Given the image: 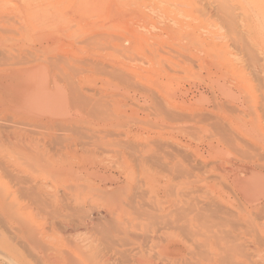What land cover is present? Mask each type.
I'll use <instances>...</instances> for the list:
<instances>
[{
  "label": "rangeland",
  "instance_id": "obj_1",
  "mask_svg": "<svg viewBox=\"0 0 264 264\" xmlns=\"http://www.w3.org/2000/svg\"><path fill=\"white\" fill-rule=\"evenodd\" d=\"M0 83V264H264V0H0Z\"/></svg>",
  "mask_w": 264,
  "mask_h": 264
},
{
  "label": "bare ground",
  "instance_id": "obj_2",
  "mask_svg": "<svg viewBox=\"0 0 264 264\" xmlns=\"http://www.w3.org/2000/svg\"><path fill=\"white\" fill-rule=\"evenodd\" d=\"M56 60V59H55ZM57 60H59V59H57ZM66 60V59H65ZM57 62V61H56ZM60 62V61H59ZM63 62H64V60H63ZM57 64V63H56ZM51 65V64H50ZM55 65V64H54ZM89 65V64H88ZM53 66V65H52ZM70 67V66H69ZM72 67V66H71ZM67 69V68H66ZM71 69V68H70ZM30 75H31V73H30ZM27 76V75H26ZM35 76V75H34ZM26 78H29V77H26ZM31 78V77H30ZM11 81V80H10ZM17 81H19V79L17 80ZM27 82V81H26ZM1 84V83H0ZM3 84H1V86H2ZM16 85V84H15ZM21 86H23L22 84H20ZM26 85V84H25ZM20 86V87H21ZM9 87H11V86H9ZM15 87V86H14ZM13 87V88H14ZM1 88V87H0ZM16 88H17V86H16ZM23 88H25V87H23ZM73 88V87H72ZM15 89V88H14ZM20 90H21V88H19ZM27 89V88H26ZM30 89V88H29ZM17 90V89H16ZM25 90V89H24ZM75 90V89H74ZM1 91L2 92H4V88L3 89H1ZM19 91V90H18ZM73 91V90H72ZM75 91H77V90H75ZM15 92H17V91H15ZM74 92V91H73ZM70 93V92H69ZM72 94V93H71ZM68 97H69V95H67ZM72 96H73V94H72ZM74 97V96H73ZM78 98V97H77ZM76 98V99H77ZM69 102V101H68ZM70 102H72V101H70ZM83 102H84V100H83ZM73 103V102H72ZM69 104V103H68ZM70 105V104H69ZM73 106L75 105V103L74 104H72ZM71 105V106H72ZM82 105V104H81ZM84 105V104H83ZM82 105V106H83ZM47 106V107H46ZM78 107H80V105H77ZM39 107L41 108V106L39 105ZM45 109H44V107H42V111H45L46 113L45 114H43V115H46V117H49L51 114H57L58 113V111L57 110H55V109H52L51 107H52V105H50V104H48V103H46L45 104ZM75 108V107H74ZM78 109V108H77ZM7 121V120H6ZM9 122V121H8ZM24 124V123H23ZM19 125V124H18ZM27 125V124H26ZM51 130V129H50ZM1 132V131H0ZM5 132V131H4ZM43 134V133H42ZM40 136V135H39ZM53 138H55V137H52V139ZM15 141V144L13 143V140ZM58 139V138H57ZM57 139H55V140H57ZM50 140H51V138H50ZM3 142H7L8 144H12L13 143V146L14 147H16L18 150V152L21 154L22 153V155L23 156H25V157H27V158H29L31 161H33L35 164H36V166L38 167V168H44V169H50L51 168V165H50V163H49V165H47V167L48 168H46L45 167V165H44V163L42 162V160L40 161V159L42 158V157H38L37 156V153H35V152H32L30 149H28L27 148V146L25 145V143L23 142V139H22V136L20 135V134H14V136L11 138V136H10V133L8 134L7 132L6 133H3V132H1L0 133V143H3ZM51 142H54V140H52ZM30 143V142H29ZM53 144V143H52ZM29 145V144H28ZM50 145V144H49ZM55 145H57V143H55V144H53V146H55ZM52 146V147H53ZM58 146H59V144H58ZM57 147V146H56ZM55 148V147H54ZM58 148V147H57ZM67 149H69L68 147H67ZM59 150V149H58ZM67 151V150H66ZM45 161V160H44ZM47 161V160H46ZM49 162V161H48ZM87 167V166H86ZM85 167V168H86ZM50 170H52L51 172H57L59 175L60 174H62V175H64V172H69V174H71L72 172H73V168H71V167H67V169H65V167H62V169H60V170H55L54 168H51ZM82 171H83V169H82ZM55 174V173H54ZM88 177L89 178H103V177H101V175H99V174H97L96 172H94L93 170H91L90 172H89V175H88ZM250 178H251V182H250V184H249V181L247 182V187L244 185V188H242V185H240V180L238 181V186L240 187V189H243V192H246V194H245V197H247V199H249V198H251L253 201L254 200H257L261 195H264V177L263 176H260V175H257V174H253V175H250ZM105 180V184L106 183H108L109 184V186H112V185H115L116 184V182L112 179V177L111 176H108L107 177V179H104ZM244 196V195H243ZM245 199V198H244ZM174 200V199H173ZM46 205V204H45ZM112 214V213H111ZM187 216V215H186ZM21 229L18 227V231H20ZM114 233V232H113ZM28 239H31V238H28Z\"/></svg>",
  "mask_w": 264,
  "mask_h": 264
}]
</instances>
